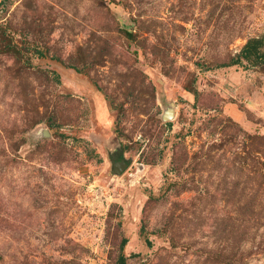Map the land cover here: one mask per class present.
<instances>
[{
  "label": "rangeland",
  "instance_id": "obj_1",
  "mask_svg": "<svg viewBox=\"0 0 264 264\" xmlns=\"http://www.w3.org/2000/svg\"><path fill=\"white\" fill-rule=\"evenodd\" d=\"M263 37L264 0H0V264H264V63L223 66Z\"/></svg>",
  "mask_w": 264,
  "mask_h": 264
},
{
  "label": "trees",
  "instance_id": "obj_2",
  "mask_svg": "<svg viewBox=\"0 0 264 264\" xmlns=\"http://www.w3.org/2000/svg\"><path fill=\"white\" fill-rule=\"evenodd\" d=\"M245 62L253 64L254 66L264 63V37L250 39L241 53L233 57L229 63L223 66L243 65ZM194 94L196 95V92ZM127 243L128 241L125 239L121 246V254L117 264H128L127 257L124 253Z\"/></svg>",
  "mask_w": 264,
  "mask_h": 264
},
{
  "label": "water",
  "instance_id": "obj_3",
  "mask_svg": "<svg viewBox=\"0 0 264 264\" xmlns=\"http://www.w3.org/2000/svg\"><path fill=\"white\" fill-rule=\"evenodd\" d=\"M174 117V111L173 110H169L168 113L166 114V118L170 119ZM129 164L128 162H126L125 160H123L120 163H116V170L115 172L119 175H121L127 168H128Z\"/></svg>",
  "mask_w": 264,
  "mask_h": 264
},
{
  "label": "flooded vegetation",
  "instance_id": "obj_4",
  "mask_svg": "<svg viewBox=\"0 0 264 264\" xmlns=\"http://www.w3.org/2000/svg\"><path fill=\"white\" fill-rule=\"evenodd\" d=\"M123 161V159H121L120 161H118L117 163H120V162H122Z\"/></svg>",
  "mask_w": 264,
  "mask_h": 264
}]
</instances>
